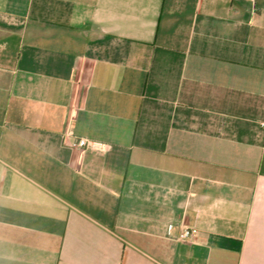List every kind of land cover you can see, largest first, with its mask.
Wrapping results in <instances>:
<instances>
[{"label": "crops", "instance_id": "0c3cea01", "mask_svg": "<svg viewBox=\"0 0 264 264\" xmlns=\"http://www.w3.org/2000/svg\"><path fill=\"white\" fill-rule=\"evenodd\" d=\"M262 123L264 0H0V264H264Z\"/></svg>", "mask_w": 264, "mask_h": 264}, {"label": "built area", "instance_id": "2783aa9c", "mask_svg": "<svg viewBox=\"0 0 264 264\" xmlns=\"http://www.w3.org/2000/svg\"><path fill=\"white\" fill-rule=\"evenodd\" d=\"M261 125H264V123H262ZM95 143L93 141H89L86 140L84 138H78L76 139L74 146L80 147V148H94L95 147ZM171 230L173 233L172 238L175 241H185V240H189L195 230L189 227H185V226H181V225H174L171 226Z\"/></svg>", "mask_w": 264, "mask_h": 264}]
</instances>
